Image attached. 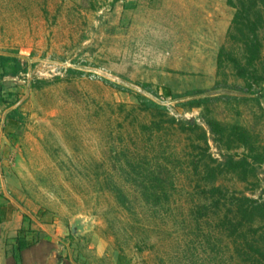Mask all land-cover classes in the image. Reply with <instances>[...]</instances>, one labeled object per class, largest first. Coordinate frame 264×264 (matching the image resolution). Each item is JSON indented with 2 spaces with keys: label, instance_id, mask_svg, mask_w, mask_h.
I'll list each match as a JSON object with an SVG mask.
<instances>
[{
  "label": "rangeland",
  "instance_id": "374dc122",
  "mask_svg": "<svg viewBox=\"0 0 264 264\" xmlns=\"http://www.w3.org/2000/svg\"><path fill=\"white\" fill-rule=\"evenodd\" d=\"M235 12L228 0H0V54L29 63L17 77H0V195L18 201L26 226L39 231L42 222L51 237L29 235L38 240L22 251L28 264H240L217 220L196 212V177L177 160L197 135L143 131L154 114L137 95L204 127L220 160L227 151L208 112L242 123L264 145V21L261 83L248 86L231 63L218 75ZM189 90L200 92L183 96ZM205 96L206 109L188 102ZM138 161L175 185L169 205L146 202L131 183L125 170ZM258 176L221 182L264 197V163ZM5 238L11 250L16 236Z\"/></svg>",
  "mask_w": 264,
  "mask_h": 264
},
{
  "label": "trees",
  "instance_id": "16d2710c",
  "mask_svg": "<svg viewBox=\"0 0 264 264\" xmlns=\"http://www.w3.org/2000/svg\"><path fill=\"white\" fill-rule=\"evenodd\" d=\"M228 3L236 12L228 30V43L221 47L218 54V75L226 63H231L237 76L244 79L248 86H251L250 81L261 83L263 77L259 76L258 62L262 59L263 44L259 28L264 21V0H228ZM0 65L3 67L0 73L2 79L17 77L29 69L27 61L11 54H0ZM3 88L4 84L0 82V100ZM199 92L189 90L183 96ZM137 95L141 110L154 114L151 122L142 124L143 131L162 134L173 130L179 135H197L192 138L191 154L177 157L178 161H184L190 167L196 177L195 188L200 194L195 203L196 212L200 217L217 220V227L225 234L229 244L234 245L233 253L240 264H264V197L249 196L221 182L227 176L247 183L258 179V167L264 163L262 142L242 123L223 122L208 112L205 115L206 124L215 142L227 151L225 158L220 160L211 152L208 132L204 127L196 121L172 116L167 106L142 94ZM209 101V96L188 100L192 107L204 106L205 109ZM239 148L243 149L241 155L231 152ZM172 156L165 154L163 157L162 165L168 171L172 170L171 165L174 164ZM132 163L125 172L142 198L162 208L169 205L175 185L170 184L167 174L160 169L151 170L142 166L141 161ZM114 191L118 197L127 198L122 186L115 184ZM123 204H126L125 200ZM29 231L30 235L38 234L34 229ZM70 235H74L73 231ZM37 240L32 238L29 244L19 242L20 253Z\"/></svg>",
  "mask_w": 264,
  "mask_h": 264
},
{
  "label": "crops",
  "instance_id": "0c3cea01",
  "mask_svg": "<svg viewBox=\"0 0 264 264\" xmlns=\"http://www.w3.org/2000/svg\"><path fill=\"white\" fill-rule=\"evenodd\" d=\"M3 135L0 134V141ZM1 149V148H0ZM5 161L0 158V181L3 179V169ZM3 181V180H2ZM3 191L0 185V193ZM25 211V210H23ZM40 223L39 231L37 232L40 237L44 239H50V235H44L46 230L45 224ZM35 227L26 226L24 220V212L21 214L18 201L15 198H2L0 195V264H28L22 257V253L19 251V242L31 243L32 239H29L30 231ZM16 236L13 248L10 250L7 247L6 238L4 236ZM5 240V241H3ZM30 240V241H29Z\"/></svg>",
  "mask_w": 264,
  "mask_h": 264
},
{
  "label": "water",
  "instance_id": "95a60500",
  "mask_svg": "<svg viewBox=\"0 0 264 264\" xmlns=\"http://www.w3.org/2000/svg\"><path fill=\"white\" fill-rule=\"evenodd\" d=\"M72 231L75 233V224H72Z\"/></svg>",
  "mask_w": 264,
  "mask_h": 264
}]
</instances>
